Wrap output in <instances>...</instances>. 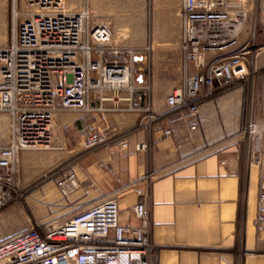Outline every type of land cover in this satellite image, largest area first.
I'll list each match as a JSON object with an SVG mask.
<instances>
[{
    "label": "crops",
    "instance_id": "1",
    "mask_svg": "<svg viewBox=\"0 0 264 264\" xmlns=\"http://www.w3.org/2000/svg\"><path fill=\"white\" fill-rule=\"evenodd\" d=\"M123 1L138 2V12L127 4L117 6L115 13L147 11V0H117ZM152 2L157 29L162 31L154 45L160 49L153 55L157 56L153 69L147 71L152 42L148 44L144 34L130 46L138 53L134 92H122L109 101L106 107L112 105L114 110L57 115L53 148L20 155L24 181L42 179L35 203L46 215L36 211L30 226L33 221L62 222L109 198L118 201L122 223L137 225L131 213L138 202L134 187L150 182L155 249L146 264H237L239 247L247 255L244 264H264V224L258 221L264 157L261 166L252 164L241 134L251 120L264 142V44L247 84L237 83L203 103L193 131L188 120L168 114L166 105L167 96L183 78L180 26L178 48L170 33L177 27L181 0ZM159 79L167 81L161 85ZM172 79H177L176 85L168 90ZM93 104L97 107L98 100ZM147 108L161 116L158 122L148 123ZM65 129L67 134H60ZM168 130L171 134L166 136ZM104 131L111 137L107 144L83 146L87 137ZM61 166L57 177L47 179L46 174ZM63 180L74 182L67 197L58 186Z\"/></svg>",
    "mask_w": 264,
    "mask_h": 264
},
{
    "label": "built area",
    "instance_id": "2",
    "mask_svg": "<svg viewBox=\"0 0 264 264\" xmlns=\"http://www.w3.org/2000/svg\"><path fill=\"white\" fill-rule=\"evenodd\" d=\"M21 3L31 11L11 43L0 47V113L10 122L6 142L0 133V211L13 199L20 154L53 148V119L58 113L108 111L104 103L136 89L137 50L112 44L111 31L93 23L88 5L64 12L62 0ZM247 21L239 0L181 1L183 78L166 105L167 113L188 120L191 130H197L203 103L250 80L259 49L254 37L244 36ZM146 111L148 123L160 120L151 108ZM241 134L251 163L261 166L264 142L257 125L249 120ZM110 138L107 131L94 133L83 146L94 149ZM143 148L138 146L139 151ZM73 185L63 180L58 186L67 197ZM134 191L138 202L131 213L137 225L122 223L118 201L105 199L62 222L31 225L1 240L0 264H146L154 252L147 184ZM258 221L264 224V174Z\"/></svg>",
    "mask_w": 264,
    "mask_h": 264
},
{
    "label": "rangeland",
    "instance_id": "3",
    "mask_svg": "<svg viewBox=\"0 0 264 264\" xmlns=\"http://www.w3.org/2000/svg\"><path fill=\"white\" fill-rule=\"evenodd\" d=\"M239 1L244 5L248 17V21L245 26L244 36L245 38L254 37L255 43L258 46V49L260 50L261 45L264 44V0H239ZM147 2H148L147 11L142 14L115 13V8L117 6L123 7L126 6L127 4L132 8L135 7L136 8L135 10H137V12L139 10L138 2L130 3L129 1V3H127L124 1L117 2V0H62L61 11L76 12L79 9H81L83 6L88 5L91 11L93 23L108 27V29L112 33L111 43L114 45L126 46V47L136 46V44L142 40V37L145 34L146 39L148 40V44L149 42L150 43L152 42L151 44H153V47L152 46L148 47L149 48L148 55H150L151 57L148 58L149 63L147 66V71L148 70L150 71L153 69L152 67L153 58L155 57V59H157V56L153 57V55L154 54L156 55L157 51L160 49V47H157L154 44H156L157 42L156 39L159 38V36L162 34V31H159L157 29L158 16L155 12V8L153 7L152 0H147ZM30 11L31 9L26 8V6L23 3H21V0H0V39H1L0 47H5L11 43L12 36L16 28L18 27L20 22L27 17ZM179 26H180V18L177 21L176 29L173 32L172 31L170 32L172 34L171 37L174 35L175 48H178ZM142 31L143 34L141 36ZM4 41L6 43H4ZM259 50L256 53L257 55L259 53ZM256 57L257 56H255V58ZM155 64L156 66L158 65L157 62ZM176 80L172 79V84L168 90H171L176 85ZM149 81L150 83H152L153 80L150 78ZM156 81H160V84L163 85L164 82L167 80L159 79ZM110 97L112 96L110 95ZM106 104L107 103L103 104L104 105L103 108H105L106 110L115 109V107H113L112 105L106 107ZM71 113L81 114L76 112H60L57 115L71 114ZM57 115L53 119V138H55V136L58 134V130L54 129V124L56 122ZM9 128H10V122L8 116L3 113H0V133L3 137L4 142H6V140L8 139ZM62 133L67 134V129H65V132L60 131V134ZM28 152H37V151H28ZM63 167L64 166L53 168L51 172L46 174L47 179L51 180L52 178L57 177L58 173L63 170ZM16 179H17L16 181L17 185L15 186L13 199L3 210L0 211V241L21 230L28 228L30 226L29 219H32L33 216L36 215V211H38L39 214H44V216L46 215V212H44L43 207L37 206L35 203L36 202L35 195L39 190V187L41 185L40 181L42 179L33 180L31 182L24 181L23 174L20 170V160L18 164V173ZM146 184H147L148 196H149L148 197L149 210L151 213V242L153 245L152 208L150 205L151 183L147 182ZM143 186H140L139 184L137 187L142 188ZM38 223H40V221L32 222L33 225ZM242 250L243 249L239 247L237 252L238 253L237 264H244V260L247 257V255L244 254Z\"/></svg>",
    "mask_w": 264,
    "mask_h": 264
},
{
    "label": "bare ground",
    "instance_id": "4",
    "mask_svg": "<svg viewBox=\"0 0 264 264\" xmlns=\"http://www.w3.org/2000/svg\"><path fill=\"white\" fill-rule=\"evenodd\" d=\"M124 36V35H123ZM127 38V37H126ZM0 43H1V39H0ZM4 43H6L5 41H4Z\"/></svg>",
    "mask_w": 264,
    "mask_h": 264
}]
</instances>
